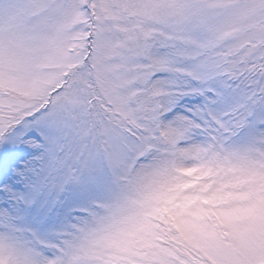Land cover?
Returning <instances> with one entry per match:
<instances>
[{
    "label": "snow or ice",
    "instance_id": "obj_1",
    "mask_svg": "<svg viewBox=\"0 0 264 264\" xmlns=\"http://www.w3.org/2000/svg\"><path fill=\"white\" fill-rule=\"evenodd\" d=\"M0 264H264V0H0Z\"/></svg>",
    "mask_w": 264,
    "mask_h": 264
}]
</instances>
